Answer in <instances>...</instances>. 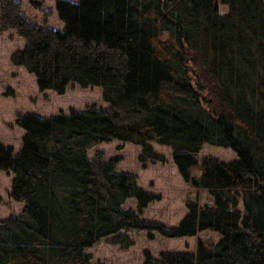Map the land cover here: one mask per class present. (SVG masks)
Returning <instances> with one entry per match:
<instances>
[{
  "label": "trees",
  "instance_id": "trees-1",
  "mask_svg": "<svg viewBox=\"0 0 264 264\" xmlns=\"http://www.w3.org/2000/svg\"><path fill=\"white\" fill-rule=\"evenodd\" d=\"M215 2L57 0L64 28H54L30 20L20 0H0V34L25 40L12 61L42 91L100 86L109 103L19 114L20 152L0 141V170L14 173L10 196L23 203L0 223V264H94L86 249L128 227L221 235L198 238L194 253L146 252L142 264H264V0H218L225 13ZM115 139L142 146L141 160L164 161L153 144L172 148L183 179L214 203L190 199L176 227L141 219L127 200L145 208L160 195L118 171L121 156H89ZM206 144L237 158L199 162ZM114 242L133 244L127 235Z\"/></svg>",
  "mask_w": 264,
  "mask_h": 264
},
{
  "label": "rangeland",
  "instance_id": "rangeland-1",
  "mask_svg": "<svg viewBox=\"0 0 264 264\" xmlns=\"http://www.w3.org/2000/svg\"><path fill=\"white\" fill-rule=\"evenodd\" d=\"M27 17L39 24L54 28H64V23L56 11L57 0H43L42 9L32 5L33 0H20ZM78 1V0H72ZM222 12L226 7L220 6ZM25 46V40L15 31L0 34V141L14 149L15 154L21 150L25 131L17 124L19 114L36 113L43 117L57 116L62 111L69 113L71 108L86 109L91 105L106 108L109 103L103 99L102 88L94 86L83 88L71 85L67 92L59 94L53 90L42 91L34 74L25 66L16 65L12 54ZM155 149L165 156L161 160H141L142 146L124 140L103 142L89 150V156L98 154L105 159L121 156L117 170L131 172L138 176V183L146 191L159 194L160 199L145 208H139L134 198L128 199L125 207L133 208L141 219L161 222L167 227H176L188 213V201L195 196L201 205L213 204L212 195L187 183L173 160V149L153 144ZM204 157H216L223 161L237 158L236 153L225 147L206 144L196 154L200 162ZM200 174V170L193 172ZM14 173L0 170V223L10 215L21 214L23 203L11 198V186ZM240 210H244L240 201ZM149 230L128 227L118 233L103 237L92 247L86 249L92 256L94 264H142L149 252L155 259H160L163 252L194 253L198 238L219 242L221 235L206 230L197 236L165 237L157 232L149 236ZM121 235H127L133 241L129 246H122L114 241Z\"/></svg>",
  "mask_w": 264,
  "mask_h": 264
},
{
  "label": "water",
  "instance_id": "water-1",
  "mask_svg": "<svg viewBox=\"0 0 264 264\" xmlns=\"http://www.w3.org/2000/svg\"><path fill=\"white\" fill-rule=\"evenodd\" d=\"M215 5H216L217 7H220V6H221V5L219 4L218 0H216ZM191 200H192V201H195V196H192Z\"/></svg>",
  "mask_w": 264,
  "mask_h": 264
}]
</instances>
